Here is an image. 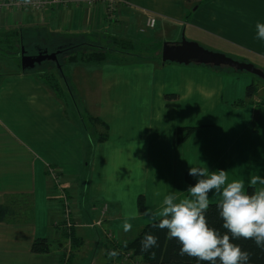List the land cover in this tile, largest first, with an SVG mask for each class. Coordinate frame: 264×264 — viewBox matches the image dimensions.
I'll use <instances>...</instances> for the list:
<instances>
[{
	"label": "crops",
	"instance_id": "0c3cea01",
	"mask_svg": "<svg viewBox=\"0 0 264 264\" xmlns=\"http://www.w3.org/2000/svg\"><path fill=\"white\" fill-rule=\"evenodd\" d=\"M11 1L30 0H0ZM46 1L40 9L12 5L0 9V36L19 31L23 44L16 55L0 49V205L13 210L0 227L6 225L10 236L24 238L28 252L37 239H49L52 252L44 256L54 253L60 264L62 249L58 246L67 247L62 231L54 229L60 220V204L46 168H58L69 184L73 172L85 166L91 137L85 124L76 120L78 114L99 118L108 126L107 141L94 149L84 205L75 213V234L82 242L77 256L83 255L90 264H107L108 241L102 232L127 244L134 226L142 230L154 222L148 221L145 210H158L165 193L187 197L190 185L185 175L190 164L223 169L229 180L247 182L251 175H264L261 83L258 94L247 101L245 86L253 81L242 72L196 62L166 63L162 59L164 45L157 43L166 38L167 28L180 30L184 26L188 42L207 51L242 63L259 54L264 58V45L255 38L256 22H264V0H126L112 20L100 2L85 6L77 4L78 0H62L60 5ZM149 16L157 19V25L145 31ZM156 29L159 37L154 40ZM149 33L150 55L134 53L135 39ZM104 34L129 49L119 46L122 50L114 51L94 44L108 50L105 61L68 64L69 75L64 73L65 66L60 70L62 49L73 46V51L83 50L93 45L88 39ZM23 51L31 57L56 54L57 60H46L35 69L57 74L70 93V86L78 88L82 100L74 99L75 116L73 112L72 118L68 117L67 98L65 106L58 94L39 87L28 75L35 69H22ZM28 86L31 92L24 97ZM166 95L177 98L167 100ZM239 100L247 101L246 106L234 107ZM181 127L198 130L177 146L174 132ZM70 191L72 196L80 195L78 188L71 186ZM209 196L210 202H219L218 195ZM141 198L145 200L142 209ZM105 207L104 227H86L99 219L95 209ZM125 223H131L132 229L124 231Z\"/></svg>",
	"mask_w": 264,
	"mask_h": 264
},
{
	"label": "clouds",
	"instance_id": "9594fccd",
	"mask_svg": "<svg viewBox=\"0 0 264 264\" xmlns=\"http://www.w3.org/2000/svg\"><path fill=\"white\" fill-rule=\"evenodd\" d=\"M255 38L264 41V22H256ZM190 165L189 175L196 182L187 188L188 196L179 199L175 192H167L158 210L146 209L145 214L155 221V227L167 229L168 239L179 243L181 255L196 258L197 264H249L250 253L234 241L252 239L264 249V175H251L247 182L229 180L223 169L210 171L200 164ZM256 185L262 187L247 190ZM213 190L220 197L217 208L222 227L227 230L223 234L209 226L205 214ZM123 227L129 231L132 224L125 223ZM157 242L156 235L145 234L142 250L153 248ZM117 255L115 249L108 251L109 257Z\"/></svg>",
	"mask_w": 264,
	"mask_h": 264
},
{
	"label": "rangeland",
	"instance_id": "374dc122",
	"mask_svg": "<svg viewBox=\"0 0 264 264\" xmlns=\"http://www.w3.org/2000/svg\"><path fill=\"white\" fill-rule=\"evenodd\" d=\"M6 2H4L5 4ZM184 26H182V28L180 30H178L177 27L175 28H167V34H166V38H159L158 42L159 46H163L166 43H175V41H183L186 40L187 42L189 41L188 36H185V30H184ZM176 35H173L174 31H177ZM145 31H149L145 30ZM168 34H170L168 36ZM104 37H99V38H90L88 39L90 41L89 44H97V45H104L103 47L106 48H110L114 51H118V50H122L121 48H119V46H117L114 41L109 38V35L106 36V34H104ZM159 35V29H156L153 33H152V37L155 40L158 39ZM150 36L149 34L146 35H141L138 39H135V46L137 47L134 53H146L147 56L150 55V49L151 46H149L150 42L148 41V38ZM259 43L261 45H264V41H260L258 40ZM257 48H260L261 46L259 44H255ZM149 50H148V49ZM214 51V50H212ZM263 51V50H262ZM262 55L259 54L255 59H247L245 62L253 65L255 68L259 69L260 71H262L264 73V64H262L260 62V64L258 63L259 60L264 61V58H261ZM135 58V57H134ZM141 58V57H139ZM238 58V56H237ZM240 60V59H239ZM242 60V59H241ZM244 62V61H242ZM64 69V68H63ZM70 67L69 66H65V71L64 73L69 75L68 72ZM233 72L234 75L239 76L240 74L235 73V71L231 70ZM240 72V71H239ZM243 75H245L246 77L250 78L251 81L259 84L260 83V78L254 74L248 73L246 71L242 72ZM28 75L33 76L36 81L39 82V87L42 85L43 87L49 89L48 85L46 84V80L42 74V70L41 69H35L33 71H31V73H29ZM236 77V76H235ZM262 79V78H261ZM264 80V79H263ZM253 82H250L249 85H251ZM71 89V93L68 91V88L65 86V88L62 87L63 91H64V96H60L59 95V99H61L64 103V105H67V102L65 101V98H67L69 100L68 102V107H67V113H70V115H68L69 119L72 118L70 117L73 112H75L74 116L77 114V110H76V102L74 99L76 100H82L81 99V94H78L77 90L78 88H75L74 86H70ZM261 94H264V82H261ZM81 88V87H80ZM247 86H245V90H246ZM25 89V95L24 97L28 96L31 92L30 87H26ZM82 89V88H81ZM91 89H94L91 87ZM83 90V89H82ZM72 95L74 97H72ZM79 104V102L77 103ZM83 117H85L83 119L82 116H80L78 114V116H76V120L79 123H82L84 126H86L85 128H87V134L91 137V141H88L87 145V155H86V161H85V166L82 167L80 170L73 172V175L71 177V180L69 182V184L67 182H65L64 179H62V177L59 175V170L56 167H52V166H47L46 168V172L48 177L51 179L52 184L54 186V190L58 196V201L60 204V220H58L54 225V229H59L62 231V235H61V239L63 240H67V247L66 249H63V245H59V249H62L61 252V256H60V264H61V260H63L62 264H90L91 261L90 260H85L83 255H80L79 257L77 256V249L75 250L73 248V238L75 237L77 239V236H75L73 234V231H75V228H77L78 223L76 222V217H75V213L79 212V206L80 205H84V200H85V192L87 190V187L89 185L88 183V179H89V174L91 172V167H92V158L94 155V149L95 147L97 148L99 143H103L105 141H107L108 137H103L104 135H106V131L103 127H101L100 125L96 124L95 122H93L94 117L84 113L82 114ZM99 119V118H95L94 120ZM101 120V119H99ZM85 121V122H84ZM102 121V120H101ZM94 143V145H93ZM264 149H261L260 152H263ZM92 155V156H91ZM104 154H102L101 156H103ZM100 156V157H101ZM210 171H215L216 168H211L208 167ZM249 171H247L245 173V175H248ZM57 176V177H55ZM186 176H190L189 173H186ZM60 177V178H59ZM191 178H193L192 176H190ZM56 178H59L60 184H56ZM64 180V181H63ZM195 180V179H194ZM196 182V180H195ZM194 182V183H195ZM186 183L188 185H192L194 183H191L189 181L186 180ZM73 188H78V191L80 195H77L76 193H74L72 196V191H70V187ZM248 189V188H247ZM214 191V190H213ZM210 191V194L214 195V192ZM253 191H255V187H253ZM79 196V198H78ZM218 202V201H216ZM145 204V200L143 198H141L139 200V207L140 209H142V207ZM65 205H66V209L69 210L68 216L66 214H64L65 211ZM19 206V205H18ZM99 212V219L95 220L94 222L90 223V224H86V227L88 228H92L94 230H99L102 226L104 227V219H106L107 213L105 212L107 210V208L105 207L103 208H97L95 209ZM145 222L146 219H144ZM149 222L152 221V218H149L148 220ZM102 222V224H101ZM68 223L71 225V227H68ZM145 226V225H144ZM135 230V231H134ZM141 230L135 229V226L132 230L131 233H129L127 235V242L132 241L134 238L137 237V235L140 233ZM11 231L7 228V226H3L0 227V264H58V258L55 257V254H51L50 257H45L44 255L47 254V256H49V253L52 252L51 248L49 253H40V254H36L33 253L32 250L31 252H28L27 249V245L24 242V238L18 236V234L14 235V236H10ZM103 236L106 238V240L109 242L110 246L109 248H111V242H115V238L113 236L112 233L110 232H102ZM74 235V236H73ZM75 242L77 244L80 243V239L76 240ZM121 243V241L119 242ZM52 245V244H51ZM54 246V243H53ZM52 247V246H51ZM118 251V255L115 257H109L110 258V264H137V261L135 260H129V254L128 252L123 249L121 246L119 247V249H116ZM108 253V252H107ZM40 255L43 258H37L34 255ZM128 256V257H127ZM45 257V258H44ZM82 258V259H81ZM131 259V258H130ZM56 262V263H55Z\"/></svg>",
	"mask_w": 264,
	"mask_h": 264
},
{
	"label": "trees",
	"instance_id": "16d2710c",
	"mask_svg": "<svg viewBox=\"0 0 264 264\" xmlns=\"http://www.w3.org/2000/svg\"><path fill=\"white\" fill-rule=\"evenodd\" d=\"M187 2H192L193 0H186ZM21 33L19 31H9L0 36V49L3 50L5 53L9 55H16L21 51L23 44L21 43ZM117 46H122V48H127L125 44L119 45L117 41L114 42ZM121 43V42H120ZM73 46H69L67 48L62 49V57L61 55L58 56V66L63 68L68 64L73 63H101L107 59L108 50L95 47L94 44L89 46L88 48L78 50H71ZM129 49V47H128ZM57 66V67H58ZM46 84L50 89H52L56 94L60 96H64V91L62 89V85L59 82L58 75L52 73L50 71H43L42 72ZM260 78V77H259ZM264 82L263 79L260 78V83ZM259 92V85L253 82L251 85L247 87L246 91V99L247 101L252 99L256 94ZM177 96L175 95H166L167 100L176 99ZM247 101L239 100L236 101L233 106L234 107H244L247 104ZM251 104V103H249ZM264 106V103L261 105ZM95 119V118H94ZM93 122L103 127L108 133V126L104 124L103 121L96 119ZM198 128L195 127H181L177 128L174 132V141L175 145H180L187 141L192 133H194ZM103 137H108V134L104 135ZM186 180L194 183V178L190 176H186ZM249 192L253 191V187L247 189ZM219 202H210L209 208L206 210V218L209 226L218 229L221 234L226 232L227 230L222 227L223 220L219 216V210L217 208V204ZM13 210L10 206H3L0 205V222H3L5 218L11 216ZM71 227V225L69 226ZM152 233L158 237L157 245L153 248L145 251L142 250L141 241L143 240L145 234ZM167 229H159L155 227V221L146 225L140 233L134 238L132 241L128 242L127 244L119 243L118 241L111 242V248H109L110 244L106 246V258L107 264H110V258H108V251L112 249H119L121 246L125 249L129 254V260L137 261V264H197V260L194 257H189L187 255H181L179 252L180 245L176 240H170L167 237ZM73 234L76 236L75 231ZM73 235V236H74ZM75 237L73 238V248L78 250L82 242L80 241L79 244L75 242ZM76 239V240H77ZM235 243L239 244L242 249L248 251L250 253V260L249 264H264V249L257 247L254 240L252 239H244L240 238L234 241ZM51 241L49 239H37L33 246L32 252L36 254L40 253H49L51 248ZM128 257V256H127ZM131 258V259H130ZM63 260H61L62 264Z\"/></svg>",
	"mask_w": 264,
	"mask_h": 264
},
{
	"label": "water",
	"instance_id": "95a60500",
	"mask_svg": "<svg viewBox=\"0 0 264 264\" xmlns=\"http://www.w3.org/2000/svg\"><path fill=\"white\" fill-rule=\"evenodd\" d=\"M162 59L166 63H178L181 65H189L191 62H196L197 64L213 67L224 66L240 72L246 71L264 79V73L255 68L253 65L238 62L227 58L222 54L207 51L198 46V44L190 43L186 40H183L180 44H164ZM46 60L55 61L57 60V56L56 54H39L36 57H31L26 55L23 51L21 58L22 69L24 71L35 69L36 65H40Z\"/></svg>",
	"mask_w": 264,
	"mask_h": 264
},
{
	"label": "built area",
	"instance_id": "2783aa9c",
	"mask_svg": "<svg viewBox=\"0 0 264 264\" xmlns=\"http://www.w3.org/2000/svg\"><path fill=\"white\" fill-rule=\"evenodd\" d=\"M95 2H100L102 6H104L106 10V14L108 15V19L112 20L117 14L120 6L126 3V0H78L77 4H84L85 6H91ZM47 1L46 0H30V1H24V2H9L8 4L4 2H0V9L3 8L6 5H12L17 8H22L25 10L29 9H40L41 7H44L46 5ZM51 4L54 5H60V3H63L62 0H50ZM157 21L154 17H148L146 26L149 29H154L156 27ZM57 177V176H55ZM60 178V177H59ZM59 178H56L57 180L55 181L56 184H60ZM69 210L66 209L65 205V211L64 214L68 216ZM70 224L68 223V227Z\"/></svg>",
	"mask_w": 264,
	"mask_h": 264
},
{
	"label": "bare ground",
	"instance_id": "6f19581e",
	"mask_svg": "<svg viewBox=\"0 0 264 264\" xmlns=\"http://www.w3.org/2000/svg\"><path fill=\"white\" fill-rule=\"evenodd\" d=\"M121 7V6H120ZM105 9V8H104ZM106 11V10H105ZM149 17H151V16H149ZM152 17H154V16H152ZM155 18V17H154ZM148 19V18H147ZM156 19V18H155ZM156 21H157V19H156ZM147 22V21H146ZM157 25V24H156ZM149 28H147V26H146V30H148ZM149 30H151V29H149Z\"/></svg>",
	"mask_w": 264,
	"mask_h": 264
}]
</instances>
